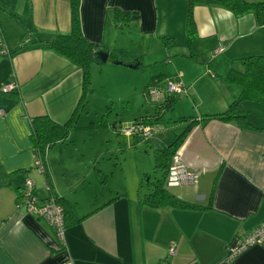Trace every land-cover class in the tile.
<instances>
[{
  "label": "crops",
  "instance_id": "1",
  "mask_svg": "<svg viewBox=\"0 0 264 264\" xmlns=\"http://www.w3.org/2000/svg\"><path fill=\"white\" fill-rule=\"evenodd\" d=\"M70 2L0 0L2 36L13 49L0 53V264H264L260 245L227 256L228 245L264 221V103L243 101L249 128L234 119H203L225 111L239 93V85L227 86L220 77L232 67L241 68L239 57L264 54V24L257 23L251 10L235 14L219 5L197 3L192 10L193 34L185 37L186 0H79L83 35L120 61L139 62V67L144 57L150 62L169 57L165 48L175 35L185 42L184 52L176 54L189 60L184 70L170 80L160 71L152 75L158 76V87L181 82L185 90L178 95L195 105V114L189 117L196 123L177 151L196 173V181L168 189L184 200L206 204L213 188L212 207L154 209L140 203L150 187L137 193L126 186L113 190L102 183L99 177L104 172L96 168L93 183L83 184L82 179L75 183L64 176L56 181L54 162L47 157L54 144L44 155V185L34 167L37 153L30 140V119L48 115L67 120L81 93L78 66L44 43L70 30ZM120 11L127 13L122 15L124 25L115 16ZM132 13L136 19H131ZM219 46L223 51L214 58L212 69L199 61ZM191 60L214 75L201 70L192 74ZM224 61L229 68L218 73V63ZM9 82L17 83V90L2 92ZM28 178L39 199L53 194L68 200L72 210L68 222L81 219L65 225L62 238L43 218L18 206ZM81 184H87L84 194L76 192Z\"/></svg>",
  "mask_w": 264,
  "mask_h": 264
},
{
  "label": "rangeland",
  "instance_id": "2",
  "mask_svg": "<svg viewBox=\"0 0 264 264\" xmlns=\"http://www.w3.org/2000/svg\"><path fill=\"white\" fill-rule=\"evenodd\" d=\"M186 35L188 34L185 33V37ZM177 36L171 38L169 48H165L169 57L158 61L150 62L148 57H144L143 63L137 68L114 62L92 65V91L85 109L64 143L57 142L48 149L47 157L54 162L52 173L56 181L64 176L72 182L82 179L83 184L89 181L93 183L96 179L92 178L96 176L98 169L108 175V188L114 190L126 186L132 193H137L149 187L148 177L144 178V175H148L150 181L161 177V171L154 167V148L168 143L183 130L184 123L180 118L194 116L192 110L195 105L185 95L173 94L176 97L173 106L165 110L158 119L149 120L155 115L156 103L151 101L144 89L155 83L148 84L152 75L159 71L166 74V80H170L178 70H184L183 65L189 60L176 55L184 52L185 43L179 41ZM191 61L193 66H189L193 69L192 74L200 70L205 73L212 71V68L209 69L204 64ZM218 64L217 72L221 74L230 66L227 61ZM141 116L147 117L143 120L153 130L147 139L126 131ZM35 169L43 177L44 185V173ZM101 177L102 174L100 180ZM85 186L87 184H81L76 192L84 194Z\"/></svg>",
  "mask_w": 264,
  "mask_h": 264
},
{
  "label": "trees",
  "instance_id": "3",
  "mask_svg": "<svg viewBox=\"0 0 264 264\" xmlns=\"http://www.w3.org/2000/svg\"><path fill=\"white\" fill-rule=\"evenodd\" d=\"M187 1V17H186V29L187 34L190 37L193 34V19L192 10L195 4H207V5H219L233 11L235 14H240L246 11H254L257 16V23L259 25L264 24V1L251 2L247 0H186ZM71 28L66 33H56L53 37L44 42L46 46L58 54L68 58L75 63L81 72V93L76 105L74 106L71 115L67 120L60 122L56 121L48 115H37L30 119V140L32 146L36 149L37 155L43 161L46 149L51 147L58 141H63L67 138L69 131L77 120V116L87 104L88 96L91 89V76L92 65L95 64V58L97 56L99 47L87 40L83 35L79 23V0H71ZM127 13L116 12V18H122ZM136 13H132L131 19H136ZM123 25L126 24L125 17H123ZM2 33V32H1ZM163 41L169 40V38L162 37ZM24 44H21L23 47ZM20 47V48H21ZM19 48V49H20ZM13 49L9 47V53H12ZM108 53V62H113L117 57L112 52ZM241 68H230L229 71L221 76L220 79L229 86L231 84H237L240 86L239 93L229 100L228 106L225 111L212 115H205L203 119L217 118L219 120H232L234 119L243 128L252 127L248 122L243 107V101H253L257 103H264V54H251L238 58ZM199 61L205 63L209 68L214 61V58H207L206 60L199 59ZM135 63V62H133ZM140 63L138 62V65ZM211 75H214L215 71H209ZM158 77V76H157ZM156 76H152L148 82L157 84L159 79ZM147 86L144 89L146 93ZM176 97L171 95L165 98L161 103H156L155 115L149 120H156L163 112L173 106ZM147 118L141 116L136 118V122L143 121ZM180 121L185 124L183 130L175 135L168 143L154 150V167L161 171V177L155 181H150L148 175H144L147 178V184L150 187V191L144 194L140 198L142 205L148 206L154 209H160L165 207L179 208V209H193V210H206L212 207L213 188L209 193V198L206 204H200L190 202L179 198L175 194L169 191L165 185L166 174L170 165L172 156L179 149L184 137L187 135L192 126L196 123V120L192 117H182ZM43 173L46 175V169L44 165ZM48 177V176H47ZM102 183H106L108 175L104 174L102 177ZM24 187V186H23ZM23 189V188H22ZM21 189V190H22ZM48 190L50 185L48 184ZM57 201L62 204L65 215V225L73 224L81 219H72L68 222L67 215L72 212L68 200L64 197L55 196ZM19 198V197H18ZM17 198V200H18Z\"/></svg>",
  "mask_w": 264,
  "mask_h": 264
},
{
  "label": "built area",
  "instance_id": "4",
  "mask_svg": "<svg viewBox=\"0 0 264 264\" xmlns=\"http://www.w3.org/2000/svg\"><path fill=\"white\" fill-rule=\"evenodd\" d=\"M28 37L24 38V42ZM223 51L221 46L213 49L210 53V58H215ZM0 53L9 54V46L5 43L1 28H0ZM18 86L15 82H9L2 88V92H10L17 90ZM185 88L181 82L167 81L165 87H158L157 84L149 86L146 90V95L153 103H161L166 97L183 93ZM1 114V112H0ZM127 132H134L147 139L153 133L152 127L142 121L136 122L131 128H126ZM34 167L40 172L44 171V164L39 155H36ZM196 181V173L189 169L181 160L179 151L172 156L170 165L166 174V187H173L183 183H193ZM18 206L24 208L29 214L43 218L50 227L54 230L57 236L62 238L65 229L64 208L59 203L53 194H49L44 199H39L34 192V182L28 178L25 180L24 187L21 190L17 200ZM251 245L264 246V221H261L251 232L243 238L236 239L232 244L227 246V256L232 257L244 251ZM173 247L169 248V254H173Z\"/></svg>",
  "mask_w": 264,
  "mask_h": 264
},
{
  "label": "water",
  "instance_id": "5",
  "mask_svg": "<svg viewBox=\"0 0 264 264\" xmlns=\"http://www.w3.org/2000/svg\"><path fill=\"white\" fill-rule=\"evenodd\" d=\"M107 59H108V53L105 50H100V51H98L97 56L95 58V63L99 64V65H102V64L106 63ZM113 62L115 64L126 65V66H128L130 68H137V66H138L137 62H135V63H127V62L119 61V60H115Z\"/></svg>",
  "mask_w": 264,
  "mask_h": 264
}]
</instances>
